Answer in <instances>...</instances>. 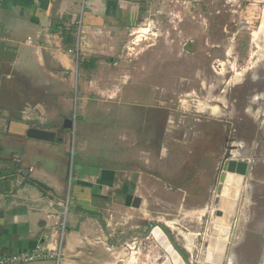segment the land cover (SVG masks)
<instances>
[{"label":"rangeland","instance_id":"obj_1","mask_svg":"<svg viewBox=\"0 0 264 264\" xmlns=\"http://www.w3.org/2000/svg\"><path fill=\"white\" fill-rule=\"evenodd\" d=\"M125 1L138 15L114 31L117 44L107 37L103 53L76 47L70 73L61 75L69 84L35 85L12 73L0 84V116L57 131L61 154L39 160H67L64 205H75L73 154L137 173L144 203L133 220L119 211L100 221L130 252L117 263L161 264L171 251L169 233L190 264H264V0ZM82 61L90 67L77 94ZM236 76L243 82L226 87L221 105L223 82ZM208 105L223 114L213 107L218 114L211 115ZM66 118L73 128L63 127ZM116 137L118 159L110 155ZM2 140L0 160H22L28 148L9 158L15 139ZM242 162L251 174L242 176L234 201L227 190ZM229 202H236L234 211Z\"/></svg>","mask_w":264,"mask_h":264},{"label":"crops","instance_id":"obj_2","mask_svg":"<svg viewBox=\"0 0 264 264\" xmlns=\"http://www.w3.org/2000/svg\"><path fill=\"white\" fill-rule=\"evenodd\" d=\"M136 9L125 0H0V84L5 78L10 79L12 73L29 78L35 85H55L56 79H59L57 84L67 83L69 77L61 75L70 73L71 53L76 47L80 51L87 52L90 47L95 53H103L108 47L103 40L109 37L113 41L111 44H117L118 35L114 31L123 30V23L133 22L138 15ZM75 36L74 47L72 37ZM79 69L77 94L82 91L80 86L87 84L84 78L88 75L86 67ZM238 73L242 74L241 78L245 72ZM235 78L237 76L223 82L225 88L220 99L217 97L221 105L227 101L226 87L244 80L236 82ZM215 97L213 92V96L208 97L210 103L215 102ZM213 107H218V113L222 111L223 114L221 106L208 105L211 115ZM3 120L5 126L0 140L15 139L9 158L11 155L22 158L23 149L28 150L22 160H0V257L28 253L42 245L54 251L55 256L29 264H116L129 260L128 249L119 247L125 243L103 229L100 221L106 213L114 217L119 211L133 220L135 210H140L144 203L135 184L137 173L104 165L99 157L92 161L83 153L80 159L73 154L69 191L75 205H70L69 199L64 205L67 160L59 156L57 160H39V157L61 154L62 141L57 131L41 125L32 126L57 134L55 142H43L28 138L31 126ZM113 142L116 146L111 145L110 155L117 158L120 138L116 137ZM79 144L83 146L85 142ZM131 153L134 159L139 158H135L138 153L134 150ZM25 169L27 173L21 174ZM32 180L43 184L46 190L30 184ZM136 198L141 200L139 208L133 207ZM110 199L112 203L97 204ZM55 204L70 211L59 213L54 209ZM60 246L62 252L58 251Z\"/></svg>","mask_w":264,"mask_h":264},{"label":"water","instance_id":"obj_3","mask_svg":"<svg viewBox=\"0 0 264 264\" xmlns=\"http://www.w3.org/2000/svg\"><path fill=\"white\" fill-rule=\"evenodd\" d=\"M63 127L65 129H70L74 127V120L73 119H66L64 121ZM56 133L46 130V129H41V128H35L31 127L27 131V136L30 139L34 140H39L43 142H49L53 143L56 140ZM241 162V161H239ZM230 163V162H229ZM229 163L227 164V168L229 167ZM245 163V176L248 177L250 176V166L246 162ZM141 204V200L139 198H136L133 203L134 208H139ZM54 209L57 210L59 213L65 214L69 212L70 210L66 207L61 206L60 204H55ZM229 228L224 229L223 233L224 236L226 237V234L229 233ZM168 236V241L171 246V251L169 254L165 257V260L161 264H190L189 260L186 258L185 254L183 251L180 249V247L177 245L176 241L171 237L169 233H167ZM228 236V235H227ZM225 245V243H223ZM221 260V257H218Z\"/></svg>","mask_w":264,"mask_h":264},{"label":"built area","instance_id":"obj_4","mask_svg":"<svg viewBox=\"0 0 264 264\" xmlns=\"http://www.w3.org/2000/svg\"><path fill=\"white\" fill-rule=\"evenodd\" d=\"M5 123L0 117V133ZM55 256L54 251H49L46 247L40 245L36 249L28 253L13 254L0 257V264H29L37 260H48Z\"/></svg>","mask_w":264,"mask_h":264},{"label":"bare ground","instance_id":"obj_5","mask_svg":"<svg viewBox=\"0 0 264 264\" xmlns=\"http://www.w3.org/2000/svg\"><path fill=\"white\" fill-rule=\"evenodd\" d=\"M230 170L231 172L234 171V169L232 167H230ZM228 171V170H227ZM230 172V171H229ZM244 172H245V166L242 165L240 166L239 168H237V172L238 175L235 176L234 178V181L232 182L233 183V187H230L227 191L228 195H231L233 197V200L236 201L237 199V193L239 194L240 192L239 189L241 188V182H242V176L244 175ZM228 177V176H227ZM226 178V177H225ZM229 178H231L229 176ZM232 181V180H231ZM231 184V182H230ZM227 195V194H226ZM229 197V196H228ZM230 199V198H229ZM221 207H224V205H221ZM236 208V202H229L227 203V207L226 209L230 210V211H234ZM219 215H222V212H220ZM231 218V216L227 213L225 215V219L227 220L226 222L229 223V219ZM163 242L164 244L167 246L168 244L164 241V238H163ZM192 246V245H191ZM191 246L189 247V244L187 245V247H185L186 249L190 250L191 249ZM219 257V256H218ZM218 257L216 259H218ZM220 260V259H219Z\"/></svg>","mask_w":264,"mask_h":264},{"label":"trees","instance_id":"obj_6","mask_svg":"<svg viewBox=\"0 0 264 264\" xmlns=\"http://www.w3.org/2000/svg\"><path fill=\"white\" fill-rule=\"evenodd\" d=\"M80 63H81V65H82V67H86V68H89V67H90V65H88L87 62H85V61H82V62H80ZM0 117H1V116H0ZM1 118H3V117H1ZM15 120H19V121H21L20 118L15 119V118L11 117L10 120H7V122H11V121H15ZM29 183L32 184L33 186L37 187V188L40 189L41 191H45V190H46V187H45L43 184H41V183H39V182H37V181H33V180H32V181H30Z\"/></svg>","mask_w":264,"mask_h":264},{"label":"flooded vegetation","instance_id":"obj_7","mask_svg":"<svg viewBox=\"0 0 264 264\" xmlns=\"http://www.w3.org/2000/svg\"><path fill=\"white\" fill-rule=\"evenodd\" d=\"M255 1H257L258 2V0H255ZM187 258V257H186ZM260 264H262V263H260Z\"/></svg>","mask_w":264,"mask_h":264}]
</instances>
